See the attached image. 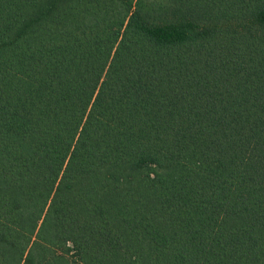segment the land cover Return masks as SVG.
<instances>
[{"label":"trees","instance_id":"obj_1","mask_svg":"<svg viewBox=\"0 0 264 264\" xmlns=\"http://www.w3.org/2000/svg\"><path fill=\"white\" fill-rule=\"evenodd\" d=\"M0 264H264V0H0Z\"/></svg>","mask_w":264,"mask_h":264}]
</instances>
